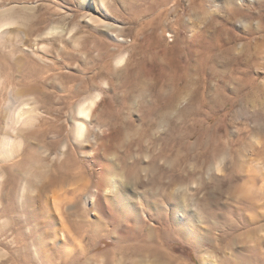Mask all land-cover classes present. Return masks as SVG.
<instances>
[{"label":"rangeland","instance_id":"obj_1","mask_svg":"<svg viewBox=\"0 0 264 264\" xmlns=\"http://www.w3.org/2000/svg\"><path fill=\"white\" fill-rule=\"evenodd\" d=\"M212 1L0 0V12L6 13L0 17V264H84L94 256L91 264L118 259L147 264V257L154 262V255L137 252L142 244H148L153 253L158 249L170 254L181 264H201L203 247L218 248L219 235L222 248L232 240L233 250H246L232 258V263L245 264L242 256L251 252L246 257L248 264H264L259 225L247 222L255 217L256 208L247 209L241 196L229 197L230 188L236 185L229 177L233 179L239 172L231 161L239 155L244 162L237 178L239 174L243 179L254 176V189L261 183L258 170L264 168V154L258 151L264 146V128L253 132L257 127L253 116L259 118L255 112L264 108V92L244 108L240 96L220 105L210 117L191 114L196 120L190 115L184 121L172 112L170 123L161 124L156 115L150 125L156 126H148L156 137L142 135L150 111L160 109L165 101L156 99L162 82L153 79L156 71L151 68L159 69L162 49L173 40L179 48L177 59L181 64L187 62L188 24ZM225 4L231 14L253 24L260 14L264 16V0ZM12 18L15 22L11 23ZM240 26L239 22L233 24ZM261 29L263 33L257 31V36L264 35V24ZM255 62L264 66V46ZM260 72L251 91L264 82V68ZM140 76L159 84L154 83L156 92L148 90L138 99ZM79 105L90 107L89 119L77 114ZM75 121L85 124L83 137L76 135ZM124 127L139 128L140 134L123 137ZM247 143L252 147L245 146ZM186 144L189 153L200 155L199 159L189 160L182 153ZM177 150L183 158L174 163L171 160ZM201 154L207 161L212 158L211 163L223 157V163L209 176H229L219 183L210 181L208 199L215 195L212 202L206 199L205 189L191 187L194 174L190 173L199 171L204 159ZM148 164L158 167L151 169ZM179 171L187 173L184 183L189 185L192 200L175 214L181 213V226L189 218L198 220L197 244L163 228V223L161 228L154 227L157 203L165 210L172 207L166 197L161 198L164 188L157 184ZM100 172L105 181L100 182L102 189L96 181L101 180ZM137 172L140 178L133 180ZM237 181L238 191H242L245 184ZM123 194L131 201H124ZM103 196L111 200L106 203ZM110 203L122 211L119 209L122 225L116 230L107 221ZM131 209L139 215L137 228L127 214ZM148 211L154 220L147 219ZM103 222L111 229L107 234ZM147 226L153 228L151 237H147ZM219 251L221 260L226 253Z\"/></svg>","mask_w":264,"mask_h":264},{"label":"bare ground","instance_id":"obj_2","mask_svg":"<svg viewBox=\"0 0 264 264\" xmlns=\"http://www.w3.org/2000/svg\"><path fill=\"white\" fill-rule=\"evenodd\" d=\"M230 1L231 0H213L212 2H209L208 4H206L203 7L200 17L198 16V17L193 18L191 20V22L188 24L189 35H188V40H187L186 47H185V50L187 52V62L186 63L181 64L180 61L176 57L177 52L179 51V48H178V46L176 44L177 42H175V40H173L172 43H168V45L163 47V49H162V57L163 58H162V62L160 63L159 69H157L158 72H157V70L154 69L155 67L152 66L153 68H151L152 70L156 71L155 72L156 76L153 79L155 81L157 80V82H162L161 84L154 82V80L152 82H149L146 79H142V77L140 76V80L142 79V81H140L141 82L140 86H139L140 88L138 87L139 88L138 91H140V93L138 92L139 95H137L138 99L145 97L146 91L149 90L151 92L152 90H155L154 86L157 87V85L154 83H157V84H159L158 87H160L161 89L156 88V89H158L157 92L155 90L156 99H158V97H160V98H164V100H165L163 106L160 109H155V107H154V109L150 111L152 113H151V115L150 114L148 115V117H150V118L148 120L147 127L142 128L140 126V128L144 129L142 131L143 137H146V138H147V136L156 137V136L151 135V132L153 129L148 128V126H150L152 124L153 118H155L156 115H158V117H160L159 123L165 122L166 124L170 123V121L172 119L171 118L172 112L173 113L175 112L179 116L178 118H181V120H184V121L188 120L187 118L191 114L193 115V113H195V115L197 114L198 116L210 117L213 113L220 110V105H222L223 103L226 104L229 101L236 100L237 98L242 96L240 99V101H241L240 107L244 108V107H247L248 104H250V103L257 102L255 99H258L259 94L261 92H264V82L256 85L253 88V91H251V89L249 88L254 84L256 78L260 75V73H261L260 70L262 68H264V66H259L258 62H255L259 59V57L261 55V47L264 46V35L263 34L259 35V36L256 35L257 31L258 32L261 31V33H263L262 32L263 29H261V27H263V24H264V23H262L264 21V16L261 17V14H260V17L258 18V21L255 24H253L252 20L245 19L242 16H234L227 9L226 4H225L226 2L229 3ZM235 1H237V0H235ZM244 1L247 3H250L251 0H244ZM5 14H6L5 12H2V13L0 12V17L5 15ZM9 21L12 23L14 21V18H12V20H9ZM235 22L241 23V26L239 28L233 27V24ZM260 23H262V26L260 25ZM261 33L259 32V34H261ZM153 54L155 55L156 52H153ZM123 59H124V55L121 58H119L118 64L119 63L122 64ZM152 65H153V63H152ZM254 66L256 67L255 72L253 71ZM153 72L151 74H153ZM252 72L254 73V75ZM149 75H150V72L148 73V76ZM243 90H247V91L245 93H242ZM152 94H153V92H152ZM97 97H95V99H92L90 101V103H89L90 107H92L95 104ZM153 99H152V101H153ZM156 102H158V101H156ZM181 105H183V106H181ZM132 106L133 105L131 104L130 110H132L134 108ZM86 107L84 105L77 106V114L80 117H84L85 119H89L90 107L89 106H88V108H86ZM147 110H148V108H147ZM255 113L258 114L257 116H259V118L258 117L255 118V115L253 116V118L255 119L254 121L257 125V127L253 130V132H255L257 130H261L262 128H264V108L262 107L261 109H259ZM185 117H186V119H184ZM190 118L191 117H189V120H190ZM193 118L195 119V117H193ZM75 122H76V124H75L76 135L78 137H83L85 134V131H86L85 124L81 121H75ZM156 124L157 123H154L153 127L152 126H150V127L154 128L156 126ZM218 124L215 125V126H217L216 129L220 125V124L219 125ZM253 124H254V122H253ZM127 125L129 126L130 124H127ZM193 126L194 125H191V129L193 128ZM220 126H222V123ZM157 127H158V125H157ZM210 128H212V127H210ZM203 129H206V128H203ZM139 130L140 129L137 128V129H134L131 131L129 129V127H124L122 129V133H120V134H121V136L127 138V136L129 137V135L131 136V135L136 134L137 132H139ZM138 134H140V132ZM189 134H190V132L187 134V136H189ZM199 144H201V143H199ZM185 146H187L186 147L187 150L185 152L182 151V153H184V155H186L189 158V160L199 159L200 155L199 156H196V155L192 156L193 154L191 155L189 153V152H191L190 149L188 148L189 145L186 144ZM245 146L252 147L249 143H247V145H245ZM162 151L163 150H161V152ZM180 152L181 151H178L175 154L173 160H171V161H173V162L175 160L179 161V159H180L179 157L182 156V154ZM258 152H259V154H261V153L264 154V146H263V148L259 149ZM158 155H156V156H158ZM181 158H183V157H181ZM202 158H204V159L201 160L200 165L198 167L199 173L198 172L190 173V174H194V177H193L194 179L192 181L194 183L191 185V187H195L196 190L198 188L205 189L204 191H206V193H207L206 199L208 201L212 202L211 198L215 195H213L210 199H208L211 196V191L209 190V187H208L210 181L213 180V182L219 183L220 181H224L225 178L228 179L229 176H226L225 178L224 177H221V178L216 177L215 178V177H211V175L209 176L211 170L218 169L219 166L221 165V163H223V161H224L223 157H222V159H219V160L216 158V161L214 159L213 163L210 162L212 159L211 158L210 161L208 160L210 162L209 165H206L207 163H209L207 161V157L203 156ZM225 158H226V156L224 157V159ZM189 160H188V162H189ZM262 160H264V159H262ZM176 161L174 163H176ZM231 162H233L236 165V170L238 168L237 171H239V172H235L233 179H230V177H229V180H231L230 182H232V180H233V182H236V185H234L232 188H230L231 191L229 193L231 194V196H229V197L231 199H234L238 196H241V198L239 200H241L242 202H244L246 204L247 209H253L254 207L256 208V212L254 214L255 217L254 218H247L248 219L247 222L248 223H253V222L257 223L256 225H259L258 231H260L259 237L264 238V222L262 221L264 219V193H262L264 191V168L261 167V169L258 170V172L260 171V175H261V177H260L261 183H259V186H256V188L254 189V186L256 185V182L254 180L255 179L254 176L253 177L250 176V178L247 177L249 179H243V177L241 178L242 174L241 175L239 174V176L237 178V174L241 173V169H242L241 166L244 162V159L239 155L238 157L232 159ZM165 163L167 164L166 160H165ZM169 163L170 162H168V164ZM181 163H182V161H181ZM149 167L152 169V167H158V164L156 166H153V165L150 166L149 165ZM161 168H163V167H161ZM184 170H185V168H184ZM202 170L205 172L203 175L205 176V174H206L205 177L200 172ZM154 171H156V170H154ZM179 173L173 174L168 180L163 181V182H159V184H157L159 186V188H164L163 189L164 191L160 190L161 198L166 197L165 199H168L171 202L172 207L169 210H165L162 207V205H159V203H157L156 212H154L155 213V217H154L155 220L153 219L152 216H150L149 211L147 212V219L150 218L151 220L155 221L154 227L161 228L160 225L163 223L164 224L163 228L169 229V230L175 232V234H177L178 236H180L182 239H184L186 241L193 242V243L197 244L196 231L200 230V228H198V226H197L198 220H194L193 218H189L185 222L186 225L181 226V225H179V219H181V213L179 212V215L175 214V211L177 208H181L183 206V204L186 203V201L192 200V198L190 197V194L188 192L189 191V185H188V183H184L185 182L184 179L186 177L185 174H187V173L186 172H180V171H179ZM99 175H100L99 179H101V176L103 177V174L100 172ZM139 178H140L139 172H137L133 176V180H137ZM102 179L99 181L96 180L98 189H102L101 185L104 184L102 182V181H104V179L103 180ZM237 179L242 180L241 183L245 184V186L242 187V191L241 190L238 191V189L240 187V183L237 181ZM160 181H162V180H160ZM100 182H102L103 184H101ZM95 185H96V183H95ZM118 185L120 188L121 187L123 188V184L119 183ZM251 189H254V190L251 192ZM95 190H96V188H95ZM237 191H238V193H237ZM98 192H99V190H98ZM155 194L156 193H154V195ZM94 195H96V194H94ZM151 195H153V194H151ZM130 198L126 194H123L124 201L129 202V201H131ZM99 199H101V198H99ZM101 200H103L107 203L108 201L111 200V197L103 196V199H101ZM155 200H153V201L157 202ZM107 205H108V214H109L107 217V221H108L109 225H111L113 227L112 229L116 230V228H118V227H120V225H122L121 219L123 220V217L121 216V214H119L121 209L119 208V206H114L115 204L112 205L110 203ZM257 206H258V209H257ZM232 208L234 209V207H232ZM259 208L262 210V212H260V213H259ZM119 209H120V211H119ZM115 213H117L119 216H117ZM128 213L131 215L130 216V217H132L131 221H134V223H135L134 225H136V224L140 225L141 224L140 219L138 217L139 215H137V212L135 209H131L130 212H127V214ZM114 214H115V216H114ZM258 221L260 222V224L258 223ZM103 225H104L103 231L105 234H107V232L111 229L106 228L107 224L105 225L104 222H103ZM138 225H136L135 227L137 228ZM185 228H186V231H189V233H187L185 231ZM152 232H153V228L147 226V237H151ZM204 239H205V237H204ZM222 241H223V237L219 235L218 236V242H217V244L219 246L218 248L217 247L215 248L211 245H207V247L206 246L203 247L204 250H202V253L205 254V256H202V260H201L202 263L201 264H228L229 263V262L227 263V261L229 260L228 256H231L230 257L231 258L230 264H231L232 258L236 259V255H240V253H242L241 251H246V250L240 249L241 251L238 253L239 250L238 251L233 250V248L231 247L232 243H230L232 240L229 242L227 247L222 248V246H221L223 244ZM153 247L156 248V244H154ZM221 248L225 251L226 256L223 255L224 257L221 258V260H219L217 257L219 256L218 255L220 252L219 249L222 250ZM150 249L151 248H149L148 244H142V245H140L139 250L137 251V252H141L140 250H142L143 254L147 252V256L148 255L149 256H152V255L155 256L156 260L154 262L148 260V257H147V264H157V263L158 264H181L178 262L177 258H174L170 254H165L158 249H156L157 251L153 253ZM247 252H249V251H247ZM120 253H121V250H120ZM227 253H229V254L227 255ZM249 253L251 254V252H249ZM249 253H247V254L244 253L242 256V259H243L245 264L249 263L247 260V258L249 259V257H250L248 255ZM251 257H252V255H251ZM255 258H257V257H255ZM95 260H96L95 256L90 257L84 262V264H91V262H94ZM104 261L107 262V264L108 263L109 264H114V263L115 264H128V263H124V261L121 259H118L117 261L116 260H114V261L113 260H108V261L104 260ZM233 262L234 263H232V264H237L236 261H233ZM237 262H238V260H237ZM255 262H254V264H255ZM257 262H260V261H257ZM130 263L131 264H139L138 261L137 262L133 261Z\"/></svg>","mask_w":264,"mask_h":264}]
</instances>
